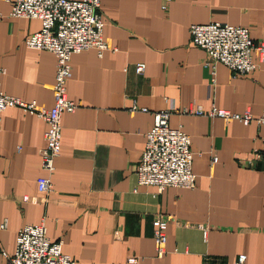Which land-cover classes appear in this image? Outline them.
Segmentation results:
<instances>
[{"label": "crops", "instance_id": "crops-1", "mask_svg": "<svg viewBox=\"0 0 264 264\" xmlns=\"http://www.w3.org/2000/svg\"><path fill=\"white\" fill-rule=\"evenodd\" d=\"M101 0L108 49L71 55L68 98L52 190L39 193L40 149L46 123L18 106L0 113V264L12 254L17 231L43 223L51 241L75 264H264V53L257 68L238 75L205 64L191 42L190 24L219 21L247 27L264 42V0ZM0 0V79L3 93L54 104L56 57L28 47L36 18L10 16ZM144 64L136 73L134 65ZM200 107L202 114L180 112ZM172 111L169 126L190 136L193 188L138 183L136 169L154 113ZM250 114L248 124L210 114ZM212 158H216L215 161ZM36 197V201L23 200ZM169 216L166 252L158 255L152 221ZM130 257L136 262H129Z\"/></svg>", "mask_w": 264, "mask_h": 264}, {"label": "built area", "instance_id": "built-area-1", "mask_svg": "<svg viewBox=\"0 0 264 264\" xmlns=\"http://www.w3.org/2000/svg\"><path fill=\"white\" fill-rule=\"evenodd\" d=\"M10 16L36 18L40 20L38 31L25 38L28 47L52 52L56 57L55 80L52 86L54 104L41 107L36 102H24L20 98L5 94L0 88V113L9 106H18L35 114L46 123L45 144L40 149L41 167L45 174L38 176L36 186L39 193L52 190L51 176L55 161L60 154L62 115L74 111L78 104L68 98L66 84L71 76V55L89 48L97 49L99 55L108 49L103 37L105 21L100 12L101 0H10ZM163 0L161 9L166 10L168 2ZM192 44L207 54L205 64L214 68L222 63L238 75L251 74L257 64L252 60L254 50L264 53V42L254 43L249 29L221 22L193 25L190 28ZM144 64L134 65L136 73L144 71ZM5 70L0 67V79ZM172 111L162 109L154 113V123L146 134L145 145L136 169L139 184L154 185L158 192L167 187L193 188L196 175L191 169L192 152L190 136L180 128L169 126L168 117ZM180 112L202 114L200 107ZM210 114L236 119L248 124L250 114H231L212 110ZM257 124H264V110L255 118ZM257 157L264 161V152ZM213 161L216 158H212ZM23 200L36 201V197L23 196ZM169 216L160 214L154 218L153 240L158 255L166 252V228ZM6 222L0 224L4 228ZM61 240L51 241L43 223L27 224L17 231L12 254L4 253L5 264H75L72 256L61 251ZM245 254H239L234 264H244ZM135 263L136 258L130 257Z\"/></svg>", "mask_w": 264, "mask_h": 264}, {"label": "rangeland", "instance_id": "rangeland-1", "mask_svg": "<svg viewBox=\"0 0 264 264\" xmlns=\"http://www.w3.org/2000/svg\"><path fill=\"white\" fill-rule=\"evenodd\" d=\"M171 1H172V0H171ZM171 1H169V2H171ZM169 2H168V3H169ZM162 4H163V2H162ZM162 4H161V6H162ZM167 8H168V4H167ZM167 8H166V10H167ZM162 10H164V9H162ZM210 22H219V21H210ZM210 22H206V23H193V24H190V26H189V28H188L189 34H190V28H191L193 25H202V24H207V23H210ZM221 23H223V22H221ZM190 37H191V34H190ZM252 40H253V39H252ZM191 42H192V40H191ZM253 42L256 43V44L260 43V42H255L254 40H253Z\"/></svg>", "mask_w": 264, "mask_h": 264}]
</instances>
